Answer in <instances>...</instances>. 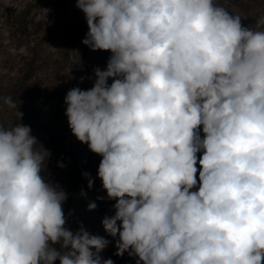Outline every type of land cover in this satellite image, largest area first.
Segmentation results:
<instances>
[{
	"label": "clouds",
	"instance_id": "obj_1",
	"mask_svg": "<svg viewBox=\"0 0 264 264\" xmlns=\"http://www.w3.org/2000/svg\"><path fill=\"white\" fill-rule=\"evenodd\" d=\"M76 4L82 43L111 56L90 89L67 92L65 115L102 157L97 176L116 201L102 224L118 237L115 255L264 264V30L216 0ZM0 100L22 119L11 97ZM37 142L29 126L0 125V264H100L91 249L109 241L65 227L68 194L41 175L50 153Z\"/></svg>",
	"mask_w": 264,
	"mask_h": 264
},
{
	"label": "rangeland",
	"instance_id": "obj_2",
	"mask_svg": "<svg viewBox=\"0 0 264 264\" xmlns=\"http://www.w3.org/2000/svg\"><path fill=\"white\" fill-rule=\"evenodd\" d=\"M216 2L226 8L230 14L241 16L243 27L264 30V26L257 28V21L264 18V0H216ZM40 4L39 0H0V97L12 98L18 91L21 95V85L25 82L30 84L35 80L41 82L42 90L50 89V97H53L44 116L47 122L46 127L37 135L31 131L37 140L44 137L48 142L47 146L43 145L42 148L36 145L37 150L43 152L46 149L50 153L41 175L59 184L68 194L63 205L67 218L65 227L68 230L75 234L82 226L91 235L100 236L109 241L110 235L105 231L102 221L105 217H112L115 214L116 201L113 200L109 205L95 203L96 208L89 209V204L93 202L87 201L82 194L86 190L83 189V191L80 188L78 179L81 174L97 171L100 157L72 134L65 115L67 107L65 96L72 89V75L85 72V68L90 69V72L85 73L87 76L83 75L81 79L88 81L87 86L92 87L93 80L96 79L94 69L99 66L93 61H87L89 58L84 63L81 59L82 64L79 63L81 69L72 65L68 66L67 61L63 60L60 54H56L54 48L55 42L59 43L53 36L54 21L58 24L65 21L68 24L70 21L75 23L79 21L87 26L85 14L77 7L76 0H49V4L44 7H40ZM43 9L49 10L47 22L44 19ZM77 50L80 52L81 48L78 47ZM89 50L86 49L85 53ZM73 52L75 55L76 51ZM91 54L90 52V56ZM58 58V66H52L51 62L57 61ZM83 64H86L85 68ZM111 82L110 79L108 83L111 84ZM78 85L75 82L73 88L80 86ZM61 91L65 92L64 96H60ZM53 92L55 94H52ZM42 93L41 91L34 95L31 101H36L38 97L42 99ZM15 115L16 109H10L0 100V125L4 128L13 127ZM201 136H203L202 132ZM55 148L65 151L56 156L53 153ZM59 164H63L64 167H59ZM197 167L199 168V165ZM54 247L61 250L59 244ZM91 251L93 258H98L100 264L109 258L114 264H136L137 260V257L129 255L120 259L113 257L109 243L98 253L95 249ZM55 264H60V261L56 260Z\"/></svg>",
	"mask_w": 264,
	"mask_h": 264
},
{
	"label": "trees",
	"instance_id": "obj_3",
	"mask_svg": "<svg viewBox=\"0 0 264 264\" xmlns=\"http://www.w3.org/2000/svg\"><path fill=\"white\" fill-rule=\"evenodd\" d=\"M39 3H41L40 7H44L49 4V0H39ZM78 19V18H77ZM52 28L55 29L53 36L55 41H59V43L55 42V52L56 54H60L62 59L67 61L68 66L72 65L73 67H79V63L83 60V63L85 60L89 58L87 61H93L97 63L99 68L101 70L106 69L107 61L109 57L111 56L110 51H92L89 47L84 45L82 43V40L85 38L87 32H88V27L83 25L81 22L76 21L75 22H69V24L65 21L62 24H58L56 21H54ZM81 48L80 52H77V48ZM86 49H90L87 53H85ZM76 51L75 55L74 52ZM84 51V53H82ZM73 52V53H72ZM90 52L92 53L90 56ZM57 60V59H56ZM52 66L57 67L59 64V58L55 62H51ZM54 64V65H53ZM86 64H83L85 68ZM67 66V67H68ZM79 69H81L79 67ZM85 72H81L79 74H73L71 81H73V86L76 82V84L80 87L81 90H88L91 88V86L88 85V81H83L81 77L84 75L86 72H90V69L84 70ZM75 76V77H74ZM87 76V75H86ZM85 76V77H86ZM75 81V82H74ZM95 82V80H93ZM26 83V84H25ZM21 85L20 91L21 95H19V91L14 93L12 96L13 101L17 104V108L19 107V110L23 113L22 119L19 120L18 117L15 115L14 117V124L13 126L22 123L26 126H29L33 134H38L43 131V128L46 127V119H45V114L47 113V107L50 104V101L52 99L51 94H50V89L48 90H42L41 88V82L38 80H35L33 82H30V84H27L25 82ZM72 86V88H73ZM93 86V85H92ZM77 87V86H76ZM42 93V99L39 97L36 99V101H31L32 97H35L34 95ZM52 91V90H51ZM52 94H55L53 92ZM65 92L61 91L60 96H64ZM21 102V103H20ZM17 111V109H16ZM37 146L41 147L43 145L48 144V142L43 138L41 140H37ZM42 145V146H41ZM37 147V148H38ZM61 148H55L53 151L54 155L59 156L61 155L60 153L65 151L64 149L60 151ZM65 155V154H64ZM100 160L102 159L101 156ZM97 171L93 172H87L89 175L85 176L84 174L79 175V181L81 185V189L86 190V192H83L82 194L85 195V198L89 202L93 203H98V204H110L112 203L113 200H110L107 198V193L103 189L102 186V181L98 178L97 176ZM95 177V178H94ZM92 179L93 185L91 188L88 187V180ZM83 190V191H84ZM102 198V199H100ZM118 239V237H112L110 236L109 239V244H110V250H111V255L113 257H116L118 259L126 257L128 253H125L122 257L116 256V248H115V241Z\"/></svg>",
	"mask_w": 264,
	"mask_h": 264
}]
</instances>
